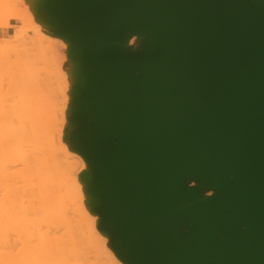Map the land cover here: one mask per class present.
<instances>
[{"label": "water", "instance_id": "water-1", "mask_svg": "<svg viewBox=\"0 0 264 264\" xmlns=\"http://www.w3.org/2000/svg\"><path fill=\"white\" fill-rule=\"evenodd\" d=\"M49 2L89 68L74 138L121 258L264 264V0Z\"/></svg>", "mask_w": 264, "mask_h": 264}, {"label": "bare ground", "instance_id": "bare-ground-1", "mask_svg": "<svg viewBox=\"0 0 264 264\" xmlns=\"http://www.w3.org/2000/svg\"><path fill=\"white\" fill-rule=\"evenodd\" d=\"M14 1H15V4L17 3V4L21 5V0H1L0 1V5H1L0 6V10H1L0 14L4 16V19H3V17L0 15V17H1L0 18V28H10L11 22L8 21L9 16L6 15L8 17L7 18L5 16V14L9 15V13H7V12H9L8 10H10V8H13V7H11V4ZM26 1L28 2L29 6H30V7H28L29 9L20 8V9H16V10L12 11L13 17L17 21L21 22V24L23 23L22 24L23 26H20L21 28L17 29L15 36H14V40L6 41L4 39V43L5 42L6 43L4 45H0V58H1L0 60L1 61L3 59L2 57H4L5 59H6V57L8 58V56L11 55L12 51L13 52L16 51L15 53H13V55L15 54V60L17 58L20 59L24 54H25L24 57L26 55H28V58H29L28 59L26 57L27 60L24 61L23 57H22V59H20V60L17 59L18 63L15 62L14 66H16V64H17V67H18V69H17V67H15V71L19 70L20 74L18 72H15L14 69H13V71H14L13 72L11 68L10 69L12 72L9 70L10 75H8L9 71L7 73H5L7 71L5 68H4L5 72L4 73L2 72V74H5L3 76L4 79H5L6 75L11 77L14 73H17V74L12 76V78L16 77L14 80L15 83H12L13 79L10 78V79H12L11 84H13V87H15V89H14L15 91L14 90L10 91L12 89V85L8 82L9 85L11 86V89H9L10 92H8L9 87H7V91H3L4 93L2 92L3 93L2 95L6 94L5 96H7V93L10 94V95L8 94L9 97L8 96L6 97L8 99L11 98L10 96H12V95H14V96L16 95V96L12 97L10 100H6V98H4L5 96L3 97L2 95H1L2 97H0L1 103L5 99L6 100L5 102H8L9 105L10 104L12 105V106L10 105V108L8 109L7 106L9 107V105L4 103L6 105H3V106H5L9 110V111L5 112L6 115L4 114V110H7V109L1 110V108H0V190H3L1 197H0V260H3V261L7 260V262H9L10 260H28L27 262H29V263L25 262V264H30V261L33 262L34 260H36L37 264H46L49 261L48 258H50V259H57V258H64V257L69 258L70 255H67L68 251L70 252L68 254H75L74 255V258H75L78 254L76 255L75 250H74V252H72L74 247H75V249L78 248L77 253H79V255H80V251H79L80 250V248H79L80 241L77 238L74 239V236L71 234H74V235L78 234V229H76V228L79 225H81L78 222H81L80 220H81L82 216H84V211H82L83 212L82 213L81 209L79 207H77V210L80 209L79 211L82 213V216L80 215L81 218L78 219L77 218L78 213L76 212L77 210L75 209L76 210L75 212L77 214H75V213L74 214H75V216L77 215L76 218L78 219V221L76 220L77 222H75L77 226L74 225V226H76V228L74 226H72V229H70L71 227L68 228L69 230H74L72 232H75V233H71V231H69L71 233L70 236L71 237L73 236V238L70 239L72 241L73 245L71 244L70 240L67 243H65L66 241H63L62 239H60V237L62 238L63 236H60L61 234L58 235V233L55 232L54 237H55V235H57L59 238H52L51 240H49V242L47 244H45L48 252L42 253L40 256H35L34 254H28L25 257L26 259H23V258L21 259L18 257V255L13 254V251L11 250V249H14L13 244L9 243L10 245L6 246V245H8V242H12L10 239H8L6 237L9 233L8 231L13 230V232H15V235H18L20 233H23L25 230L29 229L30 226H35V227L39 228L44 223H51L52 220L59 221L61 219L62 220L64 219V221H62V220L61 221L65 222L66 221L65 215H66V213L69 212V211H66L67 208L65 206V202H69V201H67L68 199L71 201L73 200L72 202H74L75 200H78L79 194H80V198H81V194L84 195V191H86V185H84L83 183H80L77 179H75L69 173H67L68 169L66 170L65 165H64V163L65 164L67 163V161H66L67 159L64 158L65 155L61 158L62 160L58 159L59 150L64 149L66 152L62 151V152H64L63 154H65V153H66V155L68 154L67 155V157H69L68 160L70 159V161H72V162L68 161L69 165L66 168H68L69 166H70L69 168H71L72 166H76L78 168V165L80 166L82 164L83 166H80V167H83L86 169L88 166V161L89 160L92 161V160L87 156V146L84 143V139L82 138V136H79L78 140H79L80 146H82V148L85 151L86 157L84 155H81L80 157L77 155L72 156L71 153L68 152V149L65 146H62V144H61V147L59 149L57 146L54 145L53 140H48L47 142H45V141H43V138H41L42 133L45 132L46 130H49V124L50 123L52 124V122L55 121L54 119H56L55 122L58 123V121H57L58 118L61 117L62 121H63L64 118L66 117L65 115H67V113L70 114L73 112L74 104L71 101L70 102L68 101L69 102L67 105L68 107H66V105H65V108L61 107L60 112L61 111L65 112L66 109H67V111L65 112L66 114L61 112L62 114L59 117V116H57L58 110H56L55 104L51 103L48 100V98L46 97V95L45 94L42 95L41 90H39V88L41 89V86L39 87L40 83H43L41 85L46 87L47 84H45V82L47 83V81L44 80L45 82H40L38 84L36 82V78L38 79V77L35 75L36 74L35 72L39 73V72H42V70L44 72V69H45L46 74L50 73L48 71L49 70V68H48L49 61H46L47 58L44 60L45 57H47V56L50 57V55H47V56L45 55V57L42 56L43 57L42 61L48 62V63L45 62L47 68L44 65L45 63L43 65L37 66V67L32 65L33 60L38 59V58H36L37 53L35 54L34 43H37V44H39V43H38V41L36 42L37 39H35V37L32 38L33 36L32 37L30 36V38H32L31 40L33 42L32 45H33L34 49L31 47L32 45H30L29 47H31L32 50H34L33 51L34 54H33V52L31 51V48L27 49L28 46L25 47V45H27L29 43L30 39L28 41V40H26L25 36L24 37L19 36V31L23 30V28L25 30H28L27 28H25V27H27L26 23L28 24L29 27H30L29 23L31 24L32 27H33V25L35 26L37 24V23H35V20H34V18H36L35 17V15H36L35 11H36L37 6L39 7V9L41 11V15H44V22L43 23H48L50 25L51 29H55L56 27H58V24H57V26H56V24H53V23H52V25L50 24V18H51L50 12H53L55 4H51V3L49 4V0H26ZM36 3H37V5H36ZM10 14H11V12H10ZM47 16H49V17H47ZM5 17L7 20L5 19ZM24 25H25V27H24ZM44 27L42 25L39 26V28H40L39 32H42L44 30ZM14 32H15V30H14ZM17 34H18V36H17ZM39 35H40V33H39ZM42 35L43 34H41L40 36L43 38ZM45 37L46 36H44V38ZM46 38H47V40H46L47 43H49L50 38H48V37H46ZM33 39H35V42L33 41ZM51 41L54 42V40H52V39H51ZM56 43H58V42H56ZM21 44L24 46H22ZM42 44L44 45L45 43H42ZM43 45H41V47H42V49H44V51L46 50L45 48L48 46H50L48 48H51V49L53 48V46H55L53 43H50L46 47H44L45 45L44 46ZM20 46H21V49H20ZM35 46L37 48L36 44H35ZM22 47L24 49H22ZM55 48L56 47H54V49ZM17 49H18V51H17ZM26 49H27V51H26ZM28 50H30L31 52ZM57 50H58V47H57ZM75 50L80 51L77 48H75ZM29 52H30V54L32 53L30 56H29ZM41 52H43V51H41ZM55 52H56V50H55ZM55 52H53V53H55ZM44 53L45 52H43V54ZM50 53H52V51H50ZM55 54L57 55V53H55ZM60 55H63V54L60 53ZM31 57H33V59H31ZM51 57L54 58V55L53 56L51 55ZM53 58H51V59H53ZM54 59H57V58L55 57ZM9 60L13 61L12 58ZM6 61H7V59H6ZM19 61H20V64H19ZM23 61L26 63H29V64H24V63H22ZM36 62L34 60V63H36ZM40 62H41V59H40ZM2 63H4V62L2 61ZM38 64H40V63H38ZM26 65H27V67L29 66V69H31V70L34 68V70L31 71V73H33V75H30L28 73V72H30L29 69H28V71L25 69ZM10 66H8V67H10ZM23 66H24L23 70H24L25 74L27 73L26 74L27 76H25L23 71H21ZM43 66L45 67L44 69H42ZM20 67H21V69H20ZM35 67L40 68L39 70H41V71L37 70ZM1 70H3V69H1ZM47 71H48V73H47ZM37 75L40 76V74H37ZM47 76H49V75H47ZM18 77H20V79ZM31 77L34 79H32ZM3 78L1 79V81L3 83L2 85L4 86L5 82H3ZM27 78H29V79H27ZM39 79L41 80L42 78L39 77ZM16 80L18 81L17 83H16ZM20 81H21V83H20ZM29 83H31V84H29ZM14 84H15V86H14ZM16 88H18V89H16ZM1 90H3V87H1L0 91ZM4 90H6V86H5ZM37 90H38V92H37ZM11 92H13V93H11ZM16 93H18V95ZM2 98H3V100L1 101ZM9 102H11V103H9ZM1 106H2V104H1ZM52 112H53V114H52ZM10 113H11V115H10ZM5 119H6V124H5ZM12 119H14L13 122H12ZM8 120L11 123L10 125H9ZM15 120L20 122V126L16 125L19 122L14 123ZM63 122L61 123V127H62V125H64ZM3 124H4V126H3ZM6 125H9V126H6ZM13 125H16L17 127H15V126L13 127ZM3 127H4V129H3ZM5 127L7 128V130H5L6 129ZM62 130H63V128L60 131L63 132ZM61 132H60V136H62ZM60 139H62V138L60 137ZM39 154H41L42 156ZM44 154H46V155H44ZM63 154H61V155H63ZM45 156H47V157H45ZM73 157L74 158L79 157V159L78 158L77 159L80 162L77 161L76 159H74V161L71 160ZM63 158L66 162L63 161ZM78 162H79V164H78ZM61 164H63L64 166ZM62 166L64 167L63 170H66L67 172L65 171V173H64V171H62ZM79 168H78V171H80ZM80 177L82 179H84L83 172L80 175ZM213 194H214L213 191H211L209 193L210 196H212ZM76 196L78 199L74 198ZM66 204H67V206H69L71 204V202L69 204L68 203H66ZM73 204H75V202ZM72 208H74V207L72 206ZM64 209H66V210H64ZM69 210L71 211V209H69ZM72 212H73V209H72ZM3 213H4V215H3ZM71 214H73V213H71ZM78 228L80 229V227H78ZM76 231H77V233H76ZM12 233L10 232V236L8 235L9 238L11 237ZM11 238L13 239L14 236ZM5 239H7V243H6ZM3 242L5 243L4 247L2 245V244H4ZM64 243H65V245H64ZM68 243H70V245ZM70 246H72L73 249H72V247L70 248ZM5 247H7V248H5ZM66 247H68L71 250H69ZM3 248L5 250L6 249L7 250L3 251L4 250ZM8 249L10 250V253H9ZM116 250H115V248H113V246L108 244L107 246H105V249L103 251H99V252L95 251L94 254L98 255L97 258L100 257V264H102V263L103 264H129L126 260L121 258L120 254H118L119 253L118 250L117 251ZM11 251H12V253H11ZM71 257H73V255ZM71 257H70V259H71ZM104 258L110 259L109 262L105 263L102 260ZM77 259H75V260H77ZM37 260H39V261H37ZM40 260H42V262ZM72 260H74V259L72 258ZM57 261L59 262V264H63V263L67 262L66 260H63L62 262H61V260H54V261H51V264H58ZM9 263L12 264L13 262L12 263L9 262ZM4 264H6V261ZM17 264H19V263H17ZM67 264H69V263H67Z\"/></svg>", "mask_w": 264, "mask_h": 264}, {"label": "rangeland", "instance_id": "rangeland-1", "mask_svg": "<svg viewBox=\"0 0 264 264\" xmlns=\"http://www.w3.org/2000/svg\"><path fill=\"white\" fill-rule=\"evenodd\" d=\"M49 4H50V2H49ZM36 5H37V3H36ZM11 7H13V8H10V10H8L9 12H7V13H9V15L8 14H5V16L6 15L9 16L8 21L11 22V25H10V28H0V45H4L6 43V42L4 43V39L6 41H8V40H14V36H15V33H16L17 29L21 28L20 26H23L22 25L23 23L21 24V22L17 21L13 17L12 11L13 10H16V9H20V8H22V9H29L28 7H30V6H29V4H28V2L26 0H21V5L20 4H17V3L15 4V1H14V2H12ZM10 12H11V14H10ZM35 14H36L35 15L36 18H34V20H35V23H37V24L35 26L33 25V27H32L31 24L29 23V25L31 27L30 28L28 26V24L26 23V26L27 27H25V25H24V27L27 28L28 30H25L23 28V30H20L19 31V36H23V37L25 36L26 40H28V41L30 39L29 43L28 44L26 43L27 45H25V47L28 46L27 49L28 48L30 49L31 47L34 49V47H35V54L37 53V57L35 55L34 56L36 58H38L39 60L38 59L37 60L34 59L35 62L36 61L37 62L34 63V60H33L32 65H34V66L37 67V66L43 65L46 61H49V64H48L49 70L47 69L50 72L49 74H46L45 69H44L45 67L47 68L46 63H48V62H46L44 64L45 67L44 66H43V68L41 67L42 69H44V72H43V70H42V72H39V73H37V72L34 71L36 73V74L35 73L34 74L38 77V79H39V77L42 78L41 80L40 79L38 80L36 78V82L38 84L40 82L47 81V83L45 82V84H47L46 87H44L43 85H41L43 83H40L39 87L41 86V89L39 88V90H41L42 95H44V94L46 95V97L48 98V100L51 103L55 104L56 110L59 111V112L57 111L58 115L57 114L56 115L59 116V117L61 116L62 113L66 114L65 112L67 111V109H66L65 112H62L61 111L62 112L61 113L60 112L61 107H64L65 108V105H66V107H68L67 105H68V103L70 101L74 104V106H73V108H74L73 112L70 113V114L67 113V115H65L66 117L63 120L64 122L62 121V118L61 117L58 118V120H57L58 123H56L55 122L56 119H54L55 121L52 122V124L51 123L49 124V130H46L45 132H43L42 135H41V138H43V141H45V142H47L48 140H53L54 145L57 146L59 149H60L61 144H62V146H65L68 149V152L71 153L72 156H76L77 155V156L80 157L81 155H84L86 157L85 151L82 148V146H80V143H79V140H78V137L80 135L76 137V143H75V138L74 137H75V134L79 131L80 125H79V122L74 117V112H75V102L77 100V97H78L79 93H81L86 88V84H87L88 79H89V77H88L89 68L87 67L86 63H84L82 57L80 56L81 55L80 51H76L75 50L76 46L66 36L60 37V36H58V35H56L54 33V30H56L57 27L55 29H51V27H50V25L48 23H43L44 20H42V18L40 17L41 11H40V9H39L38 6L36 7ZM1 16L4 19V16L3 15H1ZM6 17H5V19H6ZM47 17H49V16H47ZM41 25L43 27L44 26L45 27H44V30L42 32H39V30H40L39 26H41ZM14 30H15V32H14ZM39 33H40V35L43 34L42 35L43 38L39 35ZM17 36H18V34H17ZM30 36L31 37L33 36L32 38L35 37V39H37L36 42L38 41L39 44L34 43V47H33V45H32L33 42L31 40L32 38H30ZM44 36L50 38L49 43H47V41H46L47 38L46 37L44 38ZM35 39H33L34 42H35ZM51 39L54 40V42H52ZM147 41H148V37H137V36H132L131 37L130 36L128 38L127 45H126L125 48L128 49V50H131V51H141L142 48H143V46H144V44H146ZM56 42H58V43H56ZM42 43H45L44 44L45 46ZM50 43H53L55 45V46H53L52 49L51 48H48L50 46L46 47ZM35 44L37 45V48H36ZM30 45H32V46L29 47ZM41 45H43L44 47H46L45 48L46 49L45 51H44V49H42ZM22 46H24V45H22ZM54 47H56V48L54 49ZM57 47H58V50H57ZM32 48H31V51L33 52L34 50H32ZM20 49H21V46H20ZM22 49H24V48L22 47ZM27 49H26V51H27ZM55 50H56V52H55ZM17 51H18V49H17ZM28 51H30V50H28ZM41 51L45 52L46 54L45 53L43 54V52H41ZM50 51H52V53H50ZM15 52L12 51L11 55L9 54L10 56L7 55L8 58L6 57V59H7L8 62L6 61V59L4 57L1 56L3 58L2 61L4 63H2V61L0 60V63H1L0 64V71H1L0 72V75H1L0 76V81L3 78V76L5 75V74H2V72L3 73L5 72V69L7 70L5 73H7L9 70L11 71V69H12V71H13V69L15 71V67H17V64H16V66H14V64H15V62L18 63L17 62V59L18 58L15 60V54L13 55V53H15ZM30 52H29V56L32 54V53L30 54ZM53 52L57 53V55L55 53H53ZM60 53L63 54V55H60ZM33 54H34V52H33ZM24 55L22 57H23V60L26 61L27 58H28V55H26L25 57H24ZM45 55L46 56L47 55H50V57L49 56L45 57ZM51 55L52 56L54 55V58L56 57L57 59H54L53 57H51ZM42 56L45 57L44 60L47 58L45 62L42 61V59H43ZM22 57L20 59H22ZM11 58H12L13 61H10L9 60ZM51 58H53V59H51ZM20 59H18V60H20ZM31 59H33V57H31ZM40 59H41V62H40ZM24 61L22 63L29 64V63H26ZM38 63H40V64H38ZM19 64H20V61H19ZM8 66H10V67H8ZM1 69H3V70H1ZM17 69H18V67H17ZM20 69H21V67H20ZM23 69H24V66L21 69V71H23V73L25 74V72H24ZM25 69L28 71L29 66L27 67V65H26ZM36 69L39 70L40 68H36ZM29 70H30V72H28V73L30 75H33V73H31V71L34 70V68L32 70L31 69H29ZM10 71H9V74L8 75H10ZM39 71H41V70H39ZM48 71H47V73H48ZM15 72H18L20 74L19 70L18 71L16 70ZM15 74H17V73H14L13 75H15ZM26 74H25V76H27ZM37 74H40V76L37 75ZM8 75L5 76V79L3 78V82H5L4 83L5 84L4 86L2 85L3 84L2 81L0 82V89H1V87H3V90L0 91V93H1L0 94V97H2V96L4 97L6 95V94H4V95H2V94L4 93L3 91H7V87H9L8 88V92L13 91L15 89V87H13V84H11V81L13 79L12 83H15L14 80H15L16 77L12 78L13 75L11 77L8 76ZM47 75H49V76H47ZM20 77H18V78L20 79ZM10 78H12V79H10ZM27 79H29V78H27ZM32 79H34V78H32ZM8 82L12 85V89H11V86L9 85ZM17 82L18 81L16 80V83ZM20 83H21V81H20ZM29 84H31V83H29ZM5 86H6V90H4ZM14 86H15V84H14ZM9 89H11V90L9 91ZM16 89H18V88H16ZM37 92H38V90H37ZM11 93H13V92H11ZM18 93H16V94L18 95ZM8 94L9 93H7V96H8ZM7 96H5L4 98H6ZM15 96L12 95L10 97L12 98V97H15ZM11 98H9V99L6 98V100H10ZM2 100H3V98L1 99V101ZM6 100L4 99L3 100L4 102L3 101H2V103L0 102L2 104V106L3 105H6V104L9 105L8 102H5ZM4 103H6V104H4ZM9 103H11V102H9ZM1 104H0L1 110L2 109H7V108L9 109L10 108V105H11L10 104L9 107L7 106V108L5 106H3L4 107L3 108L1 106ZM8 109L7 110H4V114L5 115H6L5 112L9 111ZM52 114H53V112H52ZM10 115H11V113H10ZM13 120L14 119H12V122H13ZM15 121H14V123L19 122V121H16V122ZM62 122H63L64 125H62V127H61V123ZM5 124H6V119H5ZM10 124L11 123L9 121V125ZM9 125H6V126H9ZM16 125H19L20 126V122L17 123ZM16 125H13V127L14 126L17 127ZM3 126H4V124H3ZM62 128H63V130H62L63 132L60 131ZM3 129H4V127H3ZM5 130H7V128ZM60 132L62 133V136H60ZM60 137L62 139H60ZM76 145L81 149V151L77 148ZM60 150H59L58 159H61L65 155L64 158L67 159L66 160L67 163L66 164L64 163V165H65V169L66 170L68 169L67 170L68 172L66 170H63V168H64L63 166L64 165L61 164V165H63L62 166V171H64V173L66 171L72 177H74L75 179H77L80 183H83L84 185H86V191H84V195L81 194V198H80V194H79L78 195L79 196L78 197L79 199L77 198V196L74 197L75 199L76 198L78 199V200H75L74 201L75 204H73L74 203V202H72L73 200L71 201L69 199L67 200L69 202H65V206H66L67 210L66 209H64V210L69 211L65 215V217H66V221L65 222H62V221H64V219L63 220L61 219L62 221L61 220H59V221L52 220L51 223H44L39 228H37L35 226H30L29 229L25 230L23 233H20L18 235H15V232H13V230L8 231L9 232L8 233L9 236H10V232L11 233L13 232L11 234V237L14 236V238L13 239L11 237L9 238V236L6 234L7 235L6 237L12 241V242H8V245H6V246H9L10 245L9 243L13 244L14 249H11L13 251V254L18 255V257L21 258V259L22 258L23 259H26L25 257L28 254H34L35 256H40L42 253L48 252L47 249H46V245L45 244H47L49 242V240H51L52 238H59L57 235H55V237H54L55 232H57L58 235L61 234L60 236H63L62 238L60 237V239H62L63 241H66L65 243H67L71 238H73V236H74V239L77 238L80 241V246H79V248H80V250H79L80 251V255H79V253H77L78 248L75 249V247H74V249H73V247L70 246V248L72 247V249H73L72 252H74V250H75L76 255L78 254L77 256L79 258L77 256L74 258V255L75 254H68V253H70L68 251L67 255H70V257L73 255V257H71V259H70L69 256H68L69 258H67V257L57 258V259H50V258H48L49 261L46 264H51V261H54V260H61V262L63 260H66L67 262L65 261L66 263H63V264H67V263H69V264H96V263L98 264L99 263L100 264V257H98L99 258L98 259L97 258L98 255L97 254H94V252L95 251H97V252L103 251L105 249V246H107L108 244H110L111 246H113V248H115V246H114V244L112 242V236H111L110 232L109 231H106L104 229V227L102 226L103 217H102V214L99 212V209H100V201H101L100 199L102 198V189H99L97 187V193H98L97 194L95 192L96 190L93 187L94 186V178L97 176L96 171L94 170V163L89 160L88 161V166H87L86 169L83 168V167H80V166H83L82 164L80 166L78 165V168L79 167L81 168V169L79 168L80 171H78V168L76 166H72L71 168H69L70 167L69 166L68 168H66L69 165L68 161L69 162H72V161H70V159L68 160V158H69V157H67L68 154L67 155H66V153L63 154L64 152H66L64 149L61 150V151ZM62 151H64V152H62ZM61 154H63V155H61ZM39 155H41V154H39ZM44 155H46V154H44ZM45 157H47V156H45ZM79 157H75V158L73 157L71 160L74 161V159H76L77 161H79L78 160ZM64 158H63V161H65ZM79 162H78V164H79ZM81 171L84 174V179H82L80 177V175L82 174ZM192 186H196V184L193 183ZM2 192H3V190H0V197H1ZM209 193L210 192L207 193L208 196H210ZM70 202H71V204H70L71 206L69 205L70 206L69 207V206H67L66 203L69 204ZM72 206L74 208H72ZM77 207H79L81 209V212L84 211V216H82V213L83 212L81 213L79 211L80 210L79 208H78L79 210H77ZM68 208L71 209V211ZM72 209H73V212H72ZM75 211L78 213V216L79 217L76 215L78 219H80L81 216H82V218L80 220L81 222H78V223L81 224V225L78 226V227H80V229L78 227L76 228L77 225H76L75 222H77L78 219L75 216V214H77ZM71 213H73V214H71ZM3 215H4V213H3ZM74 225H76V226H74ZM72 226H74L76 229H78V234H75L76 236L74 234H71V233H75V232H72L74 230H69L68 229L69 227H71L70 229H72ZM69 231H71V233ZM76 233H77V231H76ZM70 234L73 235V236L71 237ZM5 241L7 243V239H5ZM65 243H64V245H65ZM68 244L70 245V243H68ZM71 244H72V241H71ZM2 245L4 247L5 243L2 244ZM5 248H7V247H5ZM66 248H68V247H66ZM6 250L4 249L3 251H6ZM69 250H71V249H69ZM115 250H116V248H115ZM12 251H11V253H12ZM9 253H10V250H9ZM72 258L74 260H72ZM75 259H77V260H75ZM102 260L105 263L106 262L108 263L110 259H105L104 258ZM5 261H6V264L7 263L10 264L9 262H11V263L13 262L14 264H17V263H19V264H25V262H27L28 260H10V261L8 260L9 262H7V260H4V261L3 260H0V264H2V263L4 264ZM37 261H39V260H37ZM40 261L42 262V260H40ZM27 263H29V262H27ZM57 263L59 264L58 261H57ZM30 264H37L36 263V260H34L33 262L30 261Z\"/></svg>", "mask_w": 264, "mask_h": 264}, {"label": "crops", "instance_id": "crops-1", "mask_svg": "<svg viewBox=\"0 0 264 264\" xmlns=\"http://www.w3.org/2000/svg\"><path fill=\"white\" fill-rule=\"evenodd\" d=\"M50 14H51V18H52L53 12H50ZM40 17L42 18V20H44V15H40ZM56 26H57V24H56Z\"/></svg>", "mask_w": 264, "mask_h": 264}]
</instances>
